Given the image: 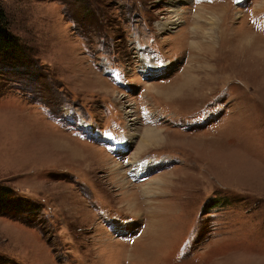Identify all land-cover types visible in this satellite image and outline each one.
<instances>
[{
	"label": "rangeland",
	"instance_id": "1",
	"mask_svg": "<svg viewBox=\"0 0 264 264\" xmlns=\"http://www.w3.org/2000/svg\"><path fill=\"white\" fill-rule=\"evenodd\" d=\"M0 4V264H264V0Z\"/></svg>",
	"mask_w": 264,
	"mask_h": 264
},
{
	"label": "bare ground",
	"instance_id": "2",
	"mask_svg": "<svg viewBox=\"0 0 264 264\" xmlns=\"http://www.w3.org/2000/svg\"><path fill=\"white\" fill-rule=\"evenodd\" d=\"M170 1H172V2H176V0H170ZM179 2V1H178ZM169 3V2H168ZM178 4V3H177ZM177 4H176V6L175 5H171V7H173V9H174V12H176L177 11V9H179V8H177ZM197 15H198V13H197ZM176 17V16H175ZM179 21H178V18L176 19V20H171L169 23H167V25L169 26H171V25H175V24H177ZM172 27V26H171ZM170 27V28H171ZM168 28V27H167ZM166 28V29H167ZM164 29V28H163ZM195 30L197 31V32H200V30H198V29H196L195 28ZM197 52V51H196ZM207 55H208V53H206ZM202 58H204V57H202ZM207 60V59H206ZM207 62V61H206ZM147 65V64H146ZM142 66V70H143V72L144 73H149V74H151L152 72L153 73H155V71L154 70H151L150 68H148L147 66ZM209 65V64H208ZM208 65H206L205 67L204 66H202V67H197L198 69H201L202 71L201 72H204V74L205 75H203V76H199V74H196V75H184L183 77H182V79H181V81H183V82H180V85L178 86V87H176V86H173L172 87V90H167L166 92H168V95L171 93V91H173L174 93H176V92H183V93H186L187 91L188 92H196V91H198V90H200L202 87H203V85L204 84H206V81L204 80V79H208L209 80V77L211 76V73H209L210 71H212L214 68H212V67H209ZM206 70V71H205ZM208 71V72H207ZM151 72V73H150ZM185 73V72H184ZM146 74V75H147ZM146 77V76H145ZM204 77H206V78H204ZM171 87V86H170ZM159 89H156V91H158ZM189 94V93H188ZM163 96V95H162ZM172 98V97H171ZM64 139V138H63ZM128 140V139H127ZM164 140V137H163V134L161 135L160 134V132H158V131H156V130H154V129H147L144 133H143V135H142V138H141V141H140V145H139V150H142V149H144V147H145V145L147 144V143H156V142H161V141H163ZM62 141H65V139L64 140H59L58 141V143H57V146L58 147H64V145H65V143L64 142H62ZM70 142V141H69ZM68 142V144L69 145H71L70 143ZM127 143V142H126ZM65 147H67V146H65ZM76 148H70L71 149V151H72V153L75 155V156H80V157H82L81 156V154L80 153H83L82 152V149H80V147L79 146H75ZM69 148V147H68ZM145 167V166H144ZM137 168V167H136ZM139 169H141V168H139ZM146 170V169H145ZM141 171V170H140ZM137 171L139 174H144V172H145V174H147V171ZM156 227V226H155Z\"/></svg>",
	"mask_w": 264,
	"mask_h": 264
},
{
	"label": "trees",
	"instance_id": "3",
	"mask_svg": "<svg viewBox=\"0 0 264 264\" xmlns=\"http://www.w3.org/2000/svg\"><path fill=\"white\" fill-rule=\"evenodd\" d=\"M6 25H7L6 13L0 4V45L1 46L11 45L12 43V39H11L12 36L8 31ZM18 204H22V207L24 209H28L29 206H32V204L28 200L19 201Z\"/></svg>",
	"mask_w": 264,
	"mask_h": 264
}]
</instances>
